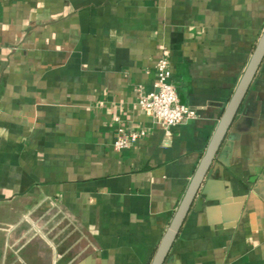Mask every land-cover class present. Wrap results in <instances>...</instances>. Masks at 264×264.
I'll return each instance as SVG.
<instances>
[{
  "label": "crops",
  "instance_id": "1",
  "mask_svg": "<svg viewBox=\"0 0 264 264\" xmlns=\"http://www.w3.org/2000/svg\"><path fill=\"white\" fill-rule=\"evenodd\" d=\"M263 30L264 0H0V264H149ZM201 189L167 263L264 264V60Z\"/></svg>",
  "mask_w": 264,
  "mask_h": 264
},
{
  "label": "water",
  "instance_id": "2",
  "mask_svg": "<svg viewBox=\"0 0 264 264\" xmlns=\"http://www.w3.org/2000/svg\"><path fill=\"white\" fill-rule=\"evenodd\" d=\"M263 60L264 30L259 36L239 82L222 111L213 135L206 146L205 152L196 167L168 228L156 247L149 264H168L167 259L169 253L189 211L194 204L199 206L200 202L205 199L206 195L205 191L201 189L202 185L219 151L225 143L229 132L232 130L237 114Z\"/></svg>",
  "mask_w": 264,
  "mask_h": 264
},
{
  "label": "built area",
  "instance_id": "3",
  "mask_svg": "<svg viewBox=\"0 0 264 264\" xmlns=\"http://www.w3.org/2000/svg\"><path fill=\"white\" fill-rule=\"evenodd\" d=\"M155 77L154 89L147 93L139 92L137 105L155 125L163 130L165 136L170 137L173 128L196 119L197 113L180 103L171 83V71L166 61L162 59L158 61L155 67ZM137 139V134H125L121 128H118L113 149L116 151L127 149Z\"/></svg>",
  "mask_w": 264,
  "mask_h": 264
}]
</instances>
